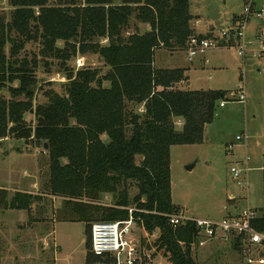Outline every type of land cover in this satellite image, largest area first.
Here are the masks:
<instances>
[{"label": "trees", "instance_id": "1", "mask_svg": "<svg viewBox=\"0 0 264 264\" xmlns=\"http://www.w3.org/2000/svg\"><path fill=\"white\" fill-rule=\"evenodd\" d=\"M8 4V11H0V141H31L48 152L51 192L74 199L64 201L57 221L86 224L87 264L95 261L89 252L91 225L130 215L148 234L157 232L153 246L169 264H200L192 253L200 240L195 223L173 227L166 217L182 210L171 200L170 150L202 143L204 126L228 92L184 90L179 86L187 79L184 69L154 65L158 49L184 51L196 36L190 1ZM29 41L38 45L37 54L21 57ZM86 55H96L101 65L72 66ZM40 73H60L65 81L59 92L42 91L45 100L34 104V90L46 79ZM133 185L137 192L129 198ZM104 193L113 194V205L100 202ZM39 199L27 191L8 196L0 188L1 212L30 210ZM257 216L252 226L264 232V215ZM228 240L242 252L240 237ZM257 250L264 256V247Z\"/></svg>", "mask_w": 264, "mask_h": 264}, {"label": "rangeland", "instance_id": "2", "mask_svg": "<svg viewBox=\"0 0 264 264\" xmlns=\"http://www.w3.org/2000/svg\"><path fill=\"white\" fill-rule=\"evenodd\" d=\"M190 1L192 13L200 15L203 20H215L218 25L223 15L231 16V11L243 12V0ZM10 8L8 0H0V11ZM224 43L222 45L225 46L207 49L193 57L192 63L200 66L204 65L199 61L202 56L209 61L198 71L190 73L188 88H222L228 90V100L221 107L217 105L213 119L204 126L202 143L172 145L169 157L171 200L187 214L214 220L223 218L224 205H229L234 211L249 207L257 215H264V58L253 56L257 46H252V43L247 45L246 58L237 54L235 46L228 47L227 42ZM37 50L38 45L29 41L21 49L20 56L30 57L37 54ZM178 56L186 57L181 52ZM78 58L82 59V64L91 67L101 65L96 55ZM72 66L82 65L75 61ZM39 76L46 79L41 90L38 87L34 90V104L45 100L42 91L53 88L59 92L60 83L65 81L60 73H40ZM239 88L248 94L244 102L231 97ZM26 118L34 122L33 114L27 113ZM241 133L246 138L237 141L235 137ZM61 162H66V159H61ZM190 164L194 166L186 169ZM246 164L248 170L242 172L241 179H234L230 168H244ZM50 168L49 155L43 147L10 137L0 141V184L11 187L7 188L8 196L20 189L34 192L41 198L33 203L30 210H0V264H87L89 229L86 235V224L82 221L56 222L64 213V201L74 199L51 192ZM238 181H243L242 186ZM136 192L137 187L131 186L129 198H133ZM229 195L235 199L230 201ZM114 201L111 193L101 195L100 202L105 205H113ZM134 206L129 208L133 210ZM38 220H41V226ZM40 231L42 234L48 232L42 242L37 240ZM133 237L139 261L145 258L143 264H169L153 246L156 231L148 234L135 222ZM209 242L206 243L208 246L192 247V253L201 257L203 264H259L249 263L242 252L234 249L231 241L221 236ZM40 247H45V250H40ZM247 252L254 260L260 257L255 247H249Z\"/></svg>", "mask_w": 264, "mask_h": 264}, {"label": "built area", "instance_id": "3", "mask_svg": "<svg viewBox=\"0 0 264 264\" xmlns=\"http://www.w3.org/2000/svg\"><path fill=\"white\" fill-rule=\"evenodd\" d=\"M251 20L258 21L255 33L258 48L252 54L264 58V0H260V2L244 0L243 12L237 22L221 28L217 37L190 36L185 49L188 59L192 60L193 57L201 55L207 49L219 48L222 41L234 42L237 54L246 58L249 51L246 28ZM76 62L78 65H82V59L78 58ZM231 97L237 102H244L247 93L244 89L239 88L237 92L231 94ZM224 101L219 103V107L223 106ZM243 138H246V135L242 133L235 137L237 141ZM247 170V164L244 168L236 166L230 168V172L236 180L241 179L242 172L245 173ZM242 183L243 181H238V185L242 186ZM229 199H234V197L230 196ZM131 211L129 209L130 214ZM166 217L169 218V224L173 227L184 225L189 221L194 222L200 236L199 246H203L208 240L217 239L219 236L224 240L238 236L247 261L249 263H264V256L254 260L247 252L249 247L256 249L264 247V232H258L252 226L253 220L258 217L252 208L242 209L238 214L225 215L220 220L190 216L183 210L170 213ZM134 223L131 215L127 220L94 222L90 229L91 246L89 249L91 256L95 259L93 264H139L140 255L136 239L133 237Z\"/></svg>", "mask_w": 264, "mask_h": 264}, {"label": "crops", "instance_id": "4", "mask_svg": "<svg viewBox=\"0 0 264 264\" xmlns=\"http://www.w3.org/2000/svg\"><path fill=\"white\" fill-rule=\"evenodd\" d=\"M257 1L260 2V0H257ZM243 4H244V0H243V3H242V6H243ZM190 5H191V1H190ZM190 13L193 16V20L190 23V25H191L190 27L192 28L193 34L196 35V36L203 35L204 37H208V38L217 37V35L219 34V31H220L221 28L225 27L226 25L229 26V25L235 24L237 22V20H238V17L241 14V12L235 13V12L231 11V13H230L231 16L228 15L227 17H224V15H223L222 21H220V23L218 25L215 20L208 19V18H206V20H203V19H200V15L192 13L191 11H190ZM257 26H258V21L257 20L253 21L249 25V27L247 25L246 36L248 37L249 44L252 43L251 44L252 46L256 45L257 48H258V44H257V41H256V35H255ZM224 42H226V41H222L221 43L223 44ZM230 42H231L232 45H228V47L229 46H235L234 42H232V41H230ZM224 44H226V43H224ZM221 46H225V45H220V47ZM180 52L184 53L186 55V57L185 56H184V58L183 57H179L178 54ZM155 53L156 54H155V59H154V65L156 66V63L158 62V66H156V67L162 68V69H166V68H169V69L182 68V69H184V74H186L187 79L185 81L179 83V86L182 89H184V90L185 89H189L188 85H189V82H190V73L198 71L199 68H202L205 65V63H207L209 61L207 58H204L202 56L201 58H199V61L203 62L204 65L200 66L198 64H194V63H192V60L188 59V55L186 54L185 50L184 51H167V50L165 51L163 49H158ZM213 67L217 68V69H220L219 66H216V67L213 66ZM190 90H198V89H190ZM212 90H225V89L221 88V89H212ZM226 91L228 92V90H226ZM234 92H237V91H234ZM247 97H248V94H247ZM0 188H4V189L7 190V188H11V187L4 186V185L0 184ZM15 191H21V192L27 191V192H30L28 190H20V189H16ZM32 193H34V192H32ZM230 196H233V195H229V197ZM229 197H228V199H229ZM234 199H235V197H234ZM228 206L229 205H224V207H223V209H225V213H224L223 217H225V215L228 214L227 212H230V214L232 215V214H238L239 212L242 211V210L241 211H237V210L234 211L233 208H230ZM190 216H192V215H190ZM199 218H201V217H199ZM212 220H214V219H212ZM56 222H58V221H56ZM37 223L39 224V226H41L42 222H41V220H38ZM47 236H48V232L47 231L45 232V234L44 233L42 234V232L40 231V233L37 235V240L39 242H42L43 241L42 239H44ZM212 240H214V239H212ZM209 241H211V240H208L207 242H209ZM209 243H212V242H209ZM41 244L43 246V243H41ZM40 250H45V247L44 248L40 247ZM195 257L199 261L200 264H203L202 260H201L202 259L201 257H197V256H195ZM204 257H207V255H205Z\"/></svg>", "mask_w": 264, "mask_h": 264}, {"label": "water", "instance_id": "5", "mask_svg": "<svg viewBox=\"0 0 264 264\" xmlns=\"http://www.w3.org/2000/svg\"><path fill=\"white\" fill-rule=\"evenodd\" d=\"M194 165L193 164H190V165H187L186 169H191Z\"/></svg>", "mask_w": 264, "mask_h": 264}]
</instances>
